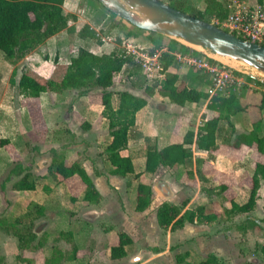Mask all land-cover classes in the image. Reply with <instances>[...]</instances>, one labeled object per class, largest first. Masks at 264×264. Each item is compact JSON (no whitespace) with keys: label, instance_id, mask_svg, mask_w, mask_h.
Instances as JSON below:
<instances>
[{"label":"crops","instance_id":"0c3cea01","mask_svg":"<svg viewBox=\"0 0 264 264\" xmlns=\"http://www.w3.org/2000/svg\"><path fill=\"white\" fill-rule=\"evenodd\" d=\"M200 10L202 9L200 8ZM71 27L69 25L70 33L83 39L79 36L80 30L74 28L72 30ZM65 31L50 38L37 50L42 48L50 50L54 42L57 39L60 40ZM105 45L106 43L99 46L98 52L94 49L90 50L97 55H102ZM182 67L186 66L180 64V68ZM178 69L170 68L167 73L179 74ZM189 69L194 68L190 67ZM190 70L186 73L188 81L199 90L205 91L202 87L207 85L199 84V80L194 81V78L195 73L207 74L195 69L194 75L189 76ZM126 72L128 73L129 69ZM127 91L145 98L140 96L135 88ZM73 92L75 100L73 108L67 110L63 114V120H59L60 122L58 121L57 124L50 126V123L47 122L45 144L48 143V145L41 150V153L38 152L34 159L30 160L29 153L20 155L19 151L22 150L16 149L21 144L17 128L14 134L3 137L9 139L10 144L0 148V179L1 175L3 176L5 172L9 171L10 167L2 163V158H9L8 163L10 161L12 164L19 163L15 166L16 168L9 171L10 176L2 182L1 186L0 259L3 260L2 264H150L147 259L152 258L160 259L158 264H165L164 256L171 259L169 264H178L177 257L180 255H185L186 263L199 264L210 254L215 255L223 264H247V262L254 261L252 257L246 259L241 251L240 253L233 250L230 246L246 241L251 242L253 239L260 242L261 239L258 237L255 239L251 229L246 234L237 231L234 236H231L228 233L230 230L219 232L217 235L209 233L210 231L216 232V226L223 225V220L221 223L213 224L186 222L182 227L167 230L162 229L158 224L157 211L165 202L177 207H184L182 209V214H184L188 209L200 204L196 203L197 197H192L189 194L190 191L196 192L197 190V193L201 195L202 204L197 206H207L210 201L200 189L201 184L194 185L186 171L184 173L180 171V167H161L156 173H144L147 138L151 139L154 144L156 143L158 148L183 142L191 123L181 116L180 110H183V107L170 117L168 116L169 108L160 109L151 106L150 100L147 99L148 105L137 113L136 127L133 129H136L133 133L135 136L131 138V132L129 148L124 153L126 156L131 155L135 169L136 161H144L143 170H136L137 174H143L139 180H135L134 175L121 177L113 174L114 167L107 159L105 152V148L111 140L109 122L102 116L104 108L101 95L91 93L88 96L79 97L77 91ZM262 92L264 91L260 90L259 100L255 101L254 106L260 102ZM96 96H98L97 99ZM253 97L254 93H248L244 103L251 104L249 99ZM29 100L33 99L29 98ZM205 109L210 111L207 105ZM156 112L161 115L159 116ZM175 113H179L178 116H175ZM163 114L166 115L165 121L169 120L167 127L156 122V118L158 116L163 118ZM86 122L91 125L88 130L84 129ZM234 124L238 133L247 132L251 127L248 125L246 130L240 129L236 120H234ZM262 127L264 133V122ZM28 128L32 129L31 126ZM33 128L36 130L35 127ZM25 134L28 136V131ZM20 136L22 137V135ZM1 150H4L7 155ZM227 150H230V153H226ZM55 153L64 156L68 165H72L77 160L81 161L82 167L102 197L99 204L87 205L84 203V185L79 176L63 180L61 176L50 174ZM251 153L247 147L235 150L221 146L212 153L200 151L196 153L195 151V157L204 160L203 171L207 176L214 178L218 184L228 187L225 197L228 200L236 199L237 203L242 205L249 198L247 187L250 186L254 162ZM258 159L264 160V157L259 156ZM193 170L195 177H198L195 167ZM27 173L34 176L36 189L15 190L14 185ZM144 174H150L146 183L142 182ZM8 181L10 185L7 184ZM139 183L151 185L153 191L151 205L144 212L136 211V187ZM258 197L253 212L250 214L237 213L227 223L245 221L247 217L258 224L262 222L264 220V181L261 182ZM224 206L227 209L230 208L229 203ZM153 229L157 234L155 236L159 235V241L164 244L165 249L147 243L151 240L150 230ZM15 231L35 234L36 240L33 245H39L38 249L20 250L19 239L14 234ZM120 233L127 234L133 243L127 247L126 257L113 260L110 256V249L118 245ZM200 245L203 246L201 251ZM132 251H134L133 254H131ZM130 255L133 257L130 258Z\"/></svg>","mask_w":264,"mask_h":264},{"label":"trees","instance_id":"16d2710c","mask_svg":"<svg viewBox=\"0 0 264 264\" xmlns=\"http://www.w3.org/2000/svg\"><path fill=\"white\" fill-rule=\"evenodd\" d=\"M68 0H0V52L10 62L16 63L31 55L38 48L43 46L53 36L69 29L70 15L64 9ZM97 1V0H96ZM98 2V1H97ZM220 0H205V8L195 9L190 15L214 23L215 19L223 22L229 15L227 4ZM170 5V4H169ZM178 3L170 6L183 11L177 6ZM259 6L264 10V0L259 1ZM103 7V6H102ZM104 8V7H103ZM105 9V8H104ZM107 10V9H105ZM108 11V10H107ZM109 12V11H108ZM111 13V12H110ZM112 14V13H111ZM114 15V14H113ZM115 16V15H114ZM74 20L76 17L71 16ZM122 22L132 26L127 21ZM220 27V26H218ZM135 28V27H134ZM137 29V28H136ZM139 33L147 34L153 48L150 53L161 52V60L164 64L166 77L164 80L157 79L160 86L159 92L163 97L169 99L172 104L185 106L188 104L207 103V108L214 112L211 119L205 120L196 129L191 127L186 133L182 143L166 145L158 148V145L147 138V152L144 173H156L161 167H180V171L186 170L188 177L195 178V172L201 183V190L210 199V206H196L188 209L182 214L181 207L163 203L157 211L159 226L164 229H175L182 227L186 222L190 224H213L220 223L223 219H233L237 213H251L255 210L258 200V192L261 189V182L264 181V92L261 93V100L257 105L245 104V91L250 89L249 85H241L239 89L232 88L223 95L210 97L207 91H201L198 87L187 86L180 83L179 74L167 73L170 68H179L180 64L176 59V54L203 56L193 48L178 41L166 38L153 32L137 29ZM133 34L128 31L126 37ZM79 36L97 39L96 33L91 27L85 26L80 31ZM242 39V38H241ZM119 44L122 42L118 41ZM211 63L215 61L210 60ZM65 68V67H64ZM63 72L48 82H44L30 71H24L18 83V88L22 96L31 99H39L42 94L51 91L62 95L66 92L77 91L79 97H85L93 89L101 92V101L104 108L102 116L109 122L110 140L105 148L107 159L114 167L113 174L121 177L134 175L135 180H139L141 173L137 174L131 155L124 153L129 148L130 134L136 127V115L148 105L147 99L134 95L129 91L115 90L116 75L126 72L129 69V76L138 75L142 70L131 56H127L122 49L97 55L87 48H80L78 54L74 56ZM229 69V68H228ZM238 77H245L250 83L264 89V85L259 81L251 79L243 74L231 70ZM195 69H191L190 75H194ZM15 76V73H14ZM195 80L199 84L211 86V81L207 75L195 73ZM15 84V79L12 80ZM150 95L153 90L146 89ZM239 114H247L251 117L252 123L249 131L238 133L234 124V117ZM223 124L227 127L223 128ZM91 127L89 123L84 124V129ZM224 131H228L229 137L224 138ZM10 144L8 139H0V148ZM221 146H226L235 150L247 147L251 150L253 159V174L250 177L249 198L246 203L240 205L236 199L228 200L225 192L228 187L218 184L214 178L207 176L203 171L204 160L195 157L196 150L200 152H216ZM189 168V169H186ZM50 174L61 176L63 180H68L74 176H79L84 185L83 201L87 205H97L102 197L96 189L93 181L82 167L81 161L77 160L72 165H68L64 156L55 153L53 163L50 167ZM18 191H29L36 189V181L32 174L27 173L18 183L14 185ZM137 189L136 211H146L152 202V186L139 183ZM215 195L221 196L225 203H229L230 208L223 213L216 211L218 204L214 199ZM224 217V218H223ZM264 222V220H262ZM240 232L246 234L249 229L259 228L264 232V228L249 217L237 226ZM14 234L19 239V248L22 251L37 250L34 246L36 235L33 233H21L15 231ZM133 240L125 233L119 234V243L110 249V256L113 260L122 259L127 256V247ZM260 252L264 255V244L261 245ZM185 255L177 257L178 264L186 263ZM3 260L0 259V264ZM199 264H223L213 254Z\"/></svg>","mask_w":264,"mask_h":264},{"label":"rangeland","instance_id":"374dc122","mask_svg":"<svg viewBox=\"0 0 264 264\" xmlns=\"http://www.w3.org/2000/svg\"><path fill=\"white\" fill-rule=\"evenodd\" d=\"M160 1L170 5L178 3L179 6L178 5L177 6L188 14L192 13L195 9L200 10V8L203 9L206 6L205 0H160ZM220 1L226 3L229 0H220ZM244 1L252 6H257L259 5L260 0H244ZM71 3L74 4L72 5ZM64 9L66 13L70 15L69 25L72 26L71 27L72 30L79 29L81 31L85 26L93 27L97 39H90V37L88 36H84L83 39H80L74 33H70V30L68 31L66 30L64 34L61 36V39L60 40L57 39L56 42H54L50 50L44 48L40 50H36L31 54L32 56L31 55L28 56V57L31 56L29 60H27L28 57H26L23 60H20L16 63H12L8 61L0 52V123H1L0 139L2 140L7 139L3 137L10 136L12 133L14 134L17 128V134L22 135V137L19 135V139H21L19 141L21 142V144L18 145L17 148L16 147L15 148L18 151L22 150L19 151L20 155L22 156L25 153H29L28 156L30 160L34 159L35 155H37L38 152L41 153V150H43V148H45V146L48 145V143L45 144L47 139L46 136L47 133H45L47 122H49L50 126H52L54 124H57L59 120L62 121L63 114L67 110L73 108L75 100H74L73 91L66 92V94H62V95L48 91L42 94L39 99L29 100V98H26L21 95L20 90L18 88V83L24 71H30L40 80L44 82H48L51 79H53L55 76H57L59 72L60 73L63 72L62 68L67 67L71 59L78 54L80 48H87L89 50L94 49L98 52V47L106 43L105 47L103 48V54L113 51L117 48L126 51L127 48L131 46L132 49H135L139 53L149 54L150 49L153 48V45L150 43L147 34L139 33L136 28L134 27L132 28L127 23L122 22L120 20L121 18L117 17L116 15L114 16L113 14L105 10L102 7V5L96 0H69L67 2V5L64 6ZM71 16L76 17V20L71 18ZM217 21L219 20L215 19L213 24L216 25ZM128 31L131 32V34H133L129 38L126 37ZM119 40L122 41L120 44L118 42ZM210 55H212L214 59H218L217 61H221L220 63L225 64L227 63L226 61H228L226 59L223 60V58H217L213 56V54L211 53ZM189 68H190L189 66L182 68L179 67L178 70L180 76V83H182L184 86L187 85L191 87L193 85L188 81V78H186L187 77L186 73L190 70ZM254 74L258 75L255 72ZM208 78L210 80L209 76ZM13 79H15V84H12ZM157 79H158L157 77L153 79L149 78L144 71H141L140 73H138V75L135 76H129L127 72H122L116 75L115 77V83H116L115 89L116 91H121V90H133L135 88V90H137V93L140 96H144L146 99L150 100L151 106L159 107L160 109L169 108L170 114L168 116L172 117L173 113L177 112L179 108H181L182 106L172 104L168 98L163 97L160 94L159 92L160 86L158 85V82H156ZM245 84L249 85L251 88L245 91L244 94L247 96L248 93L250 94L254 93V97L249 99L251 102L250 105L252 106L254 105L255 101L259 100L258 94L260 90L264 91V89L257 87L254 83L248 82L244 77V82L241 85H245ZM240 86L236 88L239 89ZM147 88L153 90L152 95L148 93V91L146 90ZM202 88H204L205 91H209L210 86H205ZM99 91L100 90L98 89H93L90 92V94L97 93L101 95V92ZM98 96H96V99L98 98ZM206 105H207L206 102H201L199 104L185 105L183 106V110H180V114L183 118L188 119L191 122L189 126L194 128L196 127L197 129V127H199L203 121L208 120L210 117L216 115L211 111L209 112L208 110L206 111L205 109ZM156 113L159 116L161 115L158 112ZM178 114L175 113L174 115L178 116ZM163 115H164L162 116L163 118H160L158 116L159 118L158 117L156 118V122L167 127L169 124V120L165 121L166 115L165 114ZM234 120H236L240 129H244V130H246V127L248 125L251 126L252 123L251 117L247 114L246 115L239 114ZM28 126H31L32 129L29 130ZM33 127H35L36 130H34ZM226 127L227 126L223 124V128ZM26 131H28L29 137L27 136V134H25ZM134 131H136V129L132 131L131 138L135 136L133 134ZM12 137L16 138V136L14 135H12ZM227 137H229L228 131L227 132L224 131V138ZM227 149H229V147H227ZM1 151L5 155H7L4 150ZM194 151L198 153L196 149ZM227 152L230 153V150H227L226 153ZM2 159H3L2 163L4 165L10 166L8 169L9 171H11L12 168H14L17 165V163H19V162H14L12 164L10 163L11 161L8 163L9 158L8 159L2 158ZM135 164L137 171L143 170L144 161L142 162L136 161ZM9 171L5 172L3 176L1 175V179L2 177L3 179L2 180L0 179V192H1L2 182H4L5 179L8 176H10ZM185 171L186 170H184L182 173H184ZM148 176H150V174H144L142 177V182L146 183V179ZM197 180L198 177L191 178V181L194 182V185H198V183L200 185L201 183L199 182V180L198 181ZM15 181H17V179H15ZM7 184L10 185L9 181ZM189 194L192 197L195 198L197 197L196 203L197 202L200 203L197 205L202 204L201 195L197 193V190L196 192L190 191ZM203 194L205 195L206 198H208L205 193ZM214 199H216L218 202L216 206V211L217 212L221 211V213H223L225 209H227L224 206V204H226L227 202L225 203L224 199L219 195H215ZM0 202L2 203L1 194H0ZM208 205L210 206V203H208L207 206ZM183 208L184 207H181V209ZM222 222L224 223L223 225L219 224L218 226H216V230H217L216 232L210 231L209 233L211 234L214 233V235H217V233L219 232H223V231L228 232V230H230V232L228 233H230L231 236H234L237 231L240 232L237 226L240 225L242 221L228 224L227 220L223 219ZM219 226L220 228H218ZM251 230H253V236L255 237V239L257 237L261 239L260 242L253 239L251 240V242L246 241V242L238 243V245H230L231 249L237 250L239 252L241 251L246 259L247 257H252L254 259L252 263L247 262V264H264V255H262V253L260 252L261 245L262 243L264 244V232L261 231L259 228H253ZM155 234L156 233L154 232V229L150 230L151 240L150 242L147 243L165 249L164 244L159 241L160 239L159 235L156 237ZM201 250H203L202 245H200V251ZM195 252L198 253L197 251ZM133 253L134 251L131 252V254ZM132 257L133 256L130 255V258ZM159 260L160 259L152 258L150 260L147 259V262L150 264H158ZM170 260L171 259H169V257L168 258L166 256L163 257V261L165 262V264H169Z\"/></svg>","mask_w":264,"mask_h":264},{"label":"water","instance_id":"95a60500","mask_svg":"<svg viewBox=\"0 0 264 264\" xmlns=\"http://www.w3.org/2000/svg\"><path fill=\"white\" fill-rule=\"evenodd\" d=\"M97 1L135 28L183 43L215 62L221 61L210 53L227 59L229 64H220L264 85V46L241 39L160 0ZM259 224L264 228V222Z\"/></svg>","mask_w":264,"mask_h":264},{"label":"built area","instance_id":"2783aa9c","mask_svg":"<svg viewBox=\"0 0 264 264\" xmlns=\"http://www.w3.org/2000/svg\"><path fill=\"white\" fill-rule=\"evenodd\" d=\"M227 10L228 17L223 22L217 21V26L237 37L264 46V10L259 5L252 6L244 0H229ZM125 53L140 65L149 78L165 79L161 52L139 53L131 46ZM175 57L182 66L192 67L210 77L212 84L207 91L210 97L223 95L244 82V77L236 76L218 62L211 63V59L206 56L176 54Z\"/></svg>","mask_w":264,"mask_h":264},{"label":"bare ground","instance_id":"6f19581e","mask_svg":"<svg viewBox=\"0 0 264 264\" xmlns=\"http://www.w3.org/2000/svg\"><path fill=\"white\" fill-rule=\"evenodd\" d=\"M223 60H224V58H223ZM227 60V59H226Z\"/></svg>","mask_w":264,"mask_h":264}]
</instances>
